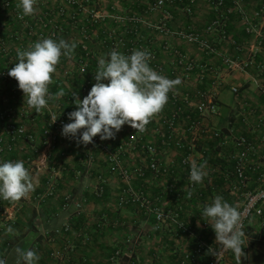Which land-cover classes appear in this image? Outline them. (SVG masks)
<instances>
[{
    "label": "crops",
    "instance_id": "0c3cea01",
    "mask_svg": "<svg viewBox=\"0 0 264 264\" xmlns=\"http://www.w3.org/2000/svg\"><path fill=\"white\" fill-rule=\"evenodd\" d=\"M79 1L87 7H94L97 18H91L85 10L75 9L65 0H36L34 13L25 18L28 26H44V30L52 25L61 26V31L57 32L54 39H65L76 44L71 56H61L56 72L52 74L56 93L63 89L65 92L63 97L68 98V101L63 103L64 99L60 98L49 102L62 103L63 113L68 122L70 121L67 114L76 108L72 93H77L81 98L80 82L85 77L79 70L80 57L84 53L82 51L79 55L76 53L80 49V43L87 45L91 56L87 68L88 75H95L98 60L106 57L114 50L113 48L124 53L126 48L139 49L144 46L157 53L162 66L168 71L172 60V55L166 48L168 45L203 63H211L214 68L217 67L219 70L217 79H206L199 84V87L201 85L218 90L219 112L210 122L218 128L233 127L245 134L255 146L252 158L253 162L257 161L260 151L264 148V122H261V117L264 116V94L259 87L264 85V70H258L254 66L245 71L228 70L221 59L222 57L241 61L252 59L256 64L264 66V39L259 40L254 31L248 32L245 29L246 26L263 28L264 13L259 10L264 7V0H223L224 7L231 9L225 14L228 41L223 39L219 31L212 32L210 40L216 48L214 54L205 53L195 44L162 30L164 26L169 28L168 30H182L189 26L202 30L216 17L210 0H193L190 12L186 11L188 0L174 2L166 0L165 5L161 7L154 6L153 0ZM9 2L10 7L4 8L3 0H0V46H9L13 58L0 53V70L11 68L17 63L15 59L18 45L15 35L22 34L19 41L25 39L23 34L25 24L14 15L19 0ZM85 35L89 36L86 41L83 40ZM232 39L239 42V47L230 44L229 41ZM253 75L260 85L252 81ZM166 77L175 79L173 76ZM190 79L196 80L194 75ZM92 82L95 83L94 78ZM184 85L186 84L181 82L175 88L182 90ZM231 86L239 88V102L235 101ZM15 87L14 83L5 81L0 76V115L2 108L12 109V118L24 125L27 132L34 134L39 150L33 152L26 140H20L13 144L14 147L9 152L0 155V159L24 162L25 157L30 155L33 164H41L42 168L30 173L35 188L25 198L20 201L0 199L4 208L3 213H0V258L5 259L6 264H17L15 249L31 248L40 256L38 264H47L50 261L47 255L50 248L58 246L68 236L75 241L76 233L82 232V240L85 243H76L77 247L71 254L69 264H77L80 260H85L86 264H106L107 258L116 248L121 249L124 256L121 264H127L130 260L131 264H178L183 254L193 248L194 244L190 237L176 234L172 231L174 227L171 224H167L164 229L156 227L151 216L143 214L133 206H117L116 195L122 186L121 180L110 170L101 155L93 157L92 166L89 167L91 170L87 169L86 165L78 164L77 159L82 156L86 146L78 143L76 139L65 137L59 132L53 150L41 146V130L45 126L43 114L46 111L32 110L25 103L26 98L21 89H18L19 95L13 97ZM7 121L8 117L6 120L0 116L1 131ZM130 126L123 125L110 141L116 142L123 138ZM169 155L174 157L175 153L171 151ZM128 163L135 165L137 160L132 156ZM262 167L264 169V165ZM97 173H102L107 178L106 193L101 198L91 196ZM51 176L54 178L55 188L51 194H47V179ZM217 179L221 181L217 182L219 185V189H215L217 192L210 189L206 200H201L199 206H194L190 199L186 200L183 206L190 214L197 215L199 221L191 223L192 226L196 230L204 229L202 236L216 244L218 241L215 232L204 220L206 218L202 216V207L218 194L226 196L227 199H224L229 203L232 197L228 192V181H224L222 177ZM135 184L137 187L143 186V189L154 186L155 192L161 191L164 185L161 181L151 182L140 178L135 180ZM67 194H70L72 201L64 207V198ZM75 201L82 202L83 212L80 215L74 210ZM14 205L16 209L13 210ZM65 225L69 226V231L60 234L58 241L45 242L46 235L53 234L55 230ZM9 226L14 232L7 231ZM259 228L258 222H250L247 225L246 232H249L250 239L240 262L261 264L264 260V235L251 233L262 232ZM7 243L10 244L8 248ZM201 260L202 264H207L204 256ZM221 264H239V261L231 251Z\"/></svg>",
    "mask_w": 264,
    "mask_h": 264
},
{
    "label": "built area",
    "instance_id": "2783aa9c",
    "mask_svg": "<svg viewBox=\"0 0 264 264\" xmlns=\"http://www.w3.org/2000/svg\"><path fill=\"white\" fill-rule=\"evenodd\" d=\"M153 1L156 7H161L166 2V0ZM169 1L174 2L175 0ZM210 1L216 11V17L202 30L194 29L191 26L182 30H168L169 28L164 26L162 30L195 44L205 53H216V48L210 40V34L217 30L223 39L228 41L225 31V14H228L231 9L224 7L223 0ZM65 2L74 6L75 9L85 10L91 18H97V11L94 7H87L79 0H65ZM192 2L193 0H188L187 12L191 11ZM3 5L4 8L10 7L9 0H3ZM259 12L264 13L263 6ZM14 15L25 24L23 31L25 39L19 41L22 34L15 35L18 49H26L41 38L52 37L54 39L57 32L61 31V26L58 25L49 26L46 30L43 29L44 26H28V23L25 22L26 15H23L22 9L18 7L15 9ZM245 29L248 32L254 31L259 40L264 39V26L262 29L246 26ZM87 39L89 36L85 35L83 40L86 41ZM229 42L233 46L239 47V42L236 39ZM166 48L172 55L171 66L168 71L164 69L154 50L147 46L139 49H146L150 52V66L158 73L164 76H173L175 79L179 78L181 82L185 83L183 89L174 88L169 92L168 101L163 110L151 118L143 132L130 126L123 138L116 142H112L110 139L101 140L97 135L93 138V142L85 145L86 148L82 151V156L78 157L77 162L82 166H88L87 169H90L93 157L97 154L101 155L109 165L110 170L122 182V186L116 195L117 206H133L143 214L153 217L156 227L171 224L180 231V234L195 240L193 248L183 254L178 264H200L204 254L208 256V264H221L231 250L224 251L219 242L216 245L206 242L196 233L194 227H190L187 222L191 214L184 210V202L190 198L206 200L209 190L215 191L216 189L212 183L213 180L222 177L224 181H228V192L232 194L230 204L241 211L245 232L250 222H258L262 232L253 231L251 233L264 235V169H262L264 148L260 151L257 161L253 162L252 152L255 146L245 134L238 132L233 127L218 128L211 124V118L219 112L218 90L201 87V85L199 87V84L206 79H217L219 75L217 67L214 68L211 63H203L174 47L166 45ZM80 49L84 54L80 57L79 70L81 74H85L84 79L80 82L82 99L94 84L92 82L94 74H87L91 60L87 45L80 43ZM113 49L116 50V48ZM135 49L134 47L126 48L124 54L128 55ZM0 53L13 58V52L9 46L1 45ZM221 60L228 70L245 71L251 66L258 70H264V66L256 64L252 59L241 61L222 57ZM8 69L6 67L0 70V76L5 81L15 84L13 93V97H15L19 95L18 82L8 75ZM193 75L195 81L190 79ZM252 81L260 85L254 75ZM54 86L55 83L52 81L49 84L50 94L56 93L53 91ZM259 87L264 94V85ZM230 90L235 96V101L239 102V88L231 86ZM25 98L27 104V97L25 96ZM62 98L64 99L63 103L68 101V98ZM44 109L46 111L43 114L45 126L41 130V146H45L47 150L51 151L55 148L57 134L61 132L63 124L69 122L63 113L64 108L60 101L48 104ZM12 115V109L2 108L1 119L7 120L8 117V121L4 124L3 131L0 130V155L9 152L14 147L13 144L20 140H26L33 152H37L39 146L34 134L27 132L24 125L17 123ZM55 117L57 119L52 121ZM261 122H264V116L261 117ZM171 151L175 153L174 157L169 155ZM132 156L137 160L135 165L128 163ZM31 157L27 155L24 160L25 167L30 173L42 168L41 164H33ZM192 159L207 161L209 175L200 184H194L189 178ZM95 178L96 183L91 190V196L101 198L106 193L107 178L102 173H97ZM137 178L151 182L161 181L164 185L162 190L158 192L153 190L154 186L143 189V186H136L135 180ZM47 187V194H51L55 188L53 176L47 179ZM189 192H191L190 197L188 196ZM71 201L70 194H67L63 206H68ZM73 203L76 214H82V202L75 201ZM168 205L171 207H167ZM3 210L4 208L0 203V213H3ZM67 231H69V226L65 225L61 229L55 230L53 234L46 235L45 242L58 241V236ZM249 239V232H246L247 244L243 248V253L248 248ZM77 242L85 243L82 240V232L76 233L75 241L68 236L64 238L61 244L50 248L47 253L50 261L47 264H69L71 254L77 247ZM9 245L7 243L6 248ZM212 249L217 251V255L210 252ZM123 257L121 249L116 248L107 258L106 264H121L124 261ZM131 263L132 260L127 262V264ZM77 264H86V261L80 260ZM240 264L249 263L241 261ZM261 264H264V260Z\"/></svg>",
    "mask_w": 264,
    "mask_h": 264
},
{
    "label": "clouds",
    "instance_id": "9594fccd",
    "mask_svg": "<svg viewBox=\"0 0 264 264\" xmlns=\"http://www.w3.org/2000/svg\"><path fill=\"white\" fill-rule=\"evenodd\" d=\"M35 3L36 0H19L17 7L28 16L34 13ZM75 48L74 42L45 37L26 49L17 50V63L8 69V75L16 79L32 110L39 112L51 100L65 95L63 89L50 94L49 84L61 56H71ZM149 61L150 52L146 49H135L128 55L112 50L100 58L95 83L87 95L81 99L72 93L76 108L67 114L70 122L63 124L61 134L87 145L97 135L101 140L114 139L125 124L143 132L151 118L163 110L169 92L181 83L179 78L170 79L158 73ZM208 175L206 160H191L189 178L194 184L202 183ZM34 188L33 178L22 160L0 159V199L20 201ZM202 216L214 230L223 250H231L240 264L247 244L241 211L218 194L204 205ZM7 231L11 233L14 229L9 226ZM15 252L17 264H38L40 260L31 248L17 247ZM210 252L217 255L213 249ZM0 264H6L5 259L0 258Z\"/></svg>",
    "mask_w": 264,
    "mask_h": 264
},
{
    "label": "trees",
    "instance_id": "16d2710c",
    "mask_svg": "<svg viewBox=\"0 0 264 264\" xmlns=\"http://www.w3.org/2000/svg\"><path fill=\"white\" fill-rule=\"evenodd\" d=\"M89 3V2H88ZM76 53L79 55L80 53H81V49H78L77 51H76ZM91 68L93 69V66L91 65ZM53 91H55V86H54V89H53ZM218 180V181H217ZM215 182V183H214ZM217 182H221L219 179H214L213 180V184H214V186L216 187V188H218L219 189V185H218V183ZM217 192V191H216ZM224 198L225 199H227L226 198V196H224ZM190 200H192V201H190L194 206H199L200 204H201V200H199V199H195V198H190ZM203 208V207H202ZM202 210V209H201ZM200 211V210H199ZM197 215L196 214H191V216L189 217V221L187 222V223H189L190 224V227L192 228L193 226H192V224L191 223H193L194 224V222H196L198 219H197V217H196ZM152 219H153V217H151ZM199 221V220H198ZM204 225V224H203ZM164 227H167L166 225H162L160 228H162V229H164ZM195 229V231H196V233L199 235V236H201L202 237V239L203 240H205L206 242H208V243H210V244H214V245H216V243H211V242H209L210 241V239H208V238H206L205 236L203 237L202 236V234H203V231H204V229L203 230H201V229H198V230H196V228H194ZM206 230V229H205ZM172 231H174V232H176V234H180V231L179 230H177L176 228H174V230H172ZM190 241L194 244L195 243V240L194 239H192L191 237H190ZM204 256V259L207 261V264L209 263L208 262V256L206 255V254H204L203 255ZM202 259V258H201ZM200 264H202V260H201V263Z\"/></svg>",
    "mask_w": 264,
    "mask_h": 264
},
{
    "label": "rangeland",
    "instance_id": "374dc122",
    "mask_svg": "<svg viewBox=\"0 0 264 264\" xmlns=\"http://www.w3.org/2000/svg\"><path fill=\"white\" fill-rule=\"evenodd\" d=\"M188 42V41H187ZM191 43V42H190ZM193 44V43H192Z\"/></svg>",
    "mask_w": 264,
    "mask_h": 264
}]
</instances>
